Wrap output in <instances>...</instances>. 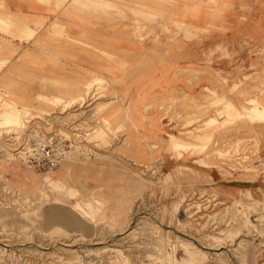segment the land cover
<instances>
[{"label": "rangeland", "instance_id": "rangeland-1", "mask_svg": "<svg viewBox=\"0 0 264 264\" xmlns=\"http://www.w3.org/2000/svg\"><path fill=\"white\" fill-rule=\"evenodd\" d=\"M57 1L67 14L88 2L100 8L99 0ZM150 3L147 10L132 8L131 17L122 14L138 25L132 40L156 57H196L203 66L191 76L204 74L206 87L218 94L172 91L144 104L156 108L154 118L164 117L159 137L176 133L190 141L176 149L194 162L169 169L164 160L176 154L162 150V140L151 151L156 137L146 139L129 110L136 99L114 88L124 76L40 81L45 59L26 61L19 45L0 48V116L21 109L19 124L0 125V264H264V119L246 113L264 109L248 101L264 93V0ZM3 12L11 11L0 0ZM177 18L190 24L174 25ZM28 20H0V38L29 41L49 27L55 35L66 31L57 19ZM42 35L40 44L53 37ZM59 35L53 38L63 40ZM36 46L50 61L48 49ZM32 86L44 96L24 97ZM61 92L72 96L57 98ZM210 117L216 121L204 139L189 137L188 130L200 133ZM97 127L101 134L87 136ZM138 132L152 142L150 154H133ZM48 136L68 147L56 168L39 170L17 156L28 142ZM235 184L241 189L233 193L222 186Z\"/></svg>", "mask_w": 264, "mask_h": 264}, {"label": "crops", "instance_id": "crops-1", "mask_svg": "<svg viewBox=\"0 0 264 264\" xmlns=\"http://www.w3.org/2000/svg\"><path fill=\"white\" fill-rule=\"evenodd\" d=\"M3 1L4 5L9 7L11 13L20 14L30 21L40 17L48 18L49 22L57 19L63 24L64 29H66V31L62 32L63 36L59 33L60 31L58 32V34H60L59 37H62L63 40L53 38L58 34H54L52 27H49L47 31L46 29L43 30L40 34H38L39 32H35V35L31 37L29 41H20L18 38L11 40L12 45H19L25 50L22 57L26 56V59L36 60V62H39V60H46L43 61V70H40L42 72L40 74L42 78L38 80H49L52 82L63 81L72 84L77 81L86 82L92 76H98L95 74L96 72L107 79L114 77V79H117L121 76L125 77L123 79V85L116 84L114 88L121 91V93H126L128 97L136 99L137 102L131 105L129 109L134 121L139 125V129L144 135H146V139L156 137V140L152 143L144 139L141 135L142 132H138V139L132 140V152L134 155H139L141 154L140 152L150 154L148 143H152L150 148L153 152L152 147L156 145L157 142H161L163 138L159 137V135L161 136L163 129L167 128L164 126L166 124L164 122V117L161 118L162 120L154 118L153 115L156 113V108L153 107L145 110V103H150L154 99H167L172 96V91L176 94L196 96L199 90L203 88L206 92L205 96L218 95L215 91L206 87L208 81L204 74H195L191 76L193 70H198L197 67L203 66L202 63H198L199 61L196 57L192 59H187L185 57L172 59L170 56L156 57L152 54L150 55V53L147 54L143 52L147 47L144 46L142 42L132 40L133 37L130 35L134 34L138 25L132 27V23L128 24V20H125V16L123 17L122 14L131 17L133 13L131 11L132 8L133 10L135 8L140 10L145 8V10H147V8L151 7L150 2L152 0H99L97 6L100 8H97L96 4L93 3V5L88 2L89 7L82 12L69 9L73 12L71 14L63 12L66 8L64 4L56 7L55 4L59 2L57 0ZM92 2H96V0H92ZM152 6L154 7V4ZM197 8L198 7L192 11V16L197 17L199 15L200 9L197 10ZM152 10L154 12L156 10L158 11V7L157 9L156 7L152 8ZM178 13L180 18L186 16L185 11H181V8L178 9ZM180 18L173 20V24L177 25L181 23L182 25L184 24V26L190 24ZM28 27L32 29L30 25ZM43 33H48L53 37L51 40L40 44L38 43L41 42L39 37ZM44 37L50 38L42 35V41ZM77 38L81 40V43L77 44L75 42ZM38 44L48 49L50 61H48L49 58L43 57L44 53L38 52V47L36 46ZM9 58L12 59L10 56ZM26 61H28V59ZM80 68L83 70L82 75H80L81 72L78 71ZM101 76H98L100 77L99 79L102 78ZM33 88L34 90L25 92L23 96L28 98H32V96H44V94L37 92V86H32L31 89ZM219 99L223 100V98ZM252 100H258L264 103V93L259 98L251 97L248 99V101ZM228 101L236 106L232 101ZM248 104L249 103H247V105ZM243 106L245 107L246 105H241L239 107L241 108ZM159 108L160 107H158V109ZM123 109V113L127 114L124 107ZM212 121L216 120L213 117L206 120V125L202 128L200 133H193L191 130H188L189 137L193 139L198 138L200 140L204 139L208 128L207 125ZM92 131L93 133L90 134V136H95V134L98 133L101 134L100 127L94 128ZM171 135L179 136L180 145L182 146L187 147L190 144L189 140H184L179 134L167 133V138L165 140L168 143L164 144L162 150L176 154V158L165 159L164 164L168 165L167 167L169 169H172L175 167L176 163L187 165L194 162V157L183 156L181 152L182 148L179 150L176 149L178 144H175L176 142L171 138ZM160 151L161 150L158 152ZM201 175L211 177V173H202ZM239 185L240 184L222 186L226 191L233 193L236 189H241Z\"/></svg>", "mask_w": 264, "mask_h": 264}, {"label": "built area", "instance_id": "built-area-1", "mask_svg": "<svg viewBox=\"0 0 264 264\" xmlns=\"http://www.w3.org/2000/svg\"><path fill=\"white\" fill-rule=\"evenodd\" d=\"M71 145L69 143L68 146ZM67 148L63 141L55 136H48L35 142H28L23 149L18 151L17 156L28 166L47 171L60 165L68 151Z\"/></svg>", "mask_w": 264, "mask_h": 264}, {"label": "bare ground", "instance_id": "bare-ground-1", "mask_svg": "<svg viewBox=\"0 0 264 264\" xmlns=\"http://www.w3.org/2000/svg\"><path fill=\"white\" fill-rule=\"evenodd\" d=\"M28 15V14H27ZM22 18H24V16L20 15V14H17V13H9V12H3L0 14V20L1 22L3 21H6V22H10V23H21L22 22ZM9 45H12L11 41H9L8 39H4V38H0V48L2 50H4L3 48H7V46ZM12 47V46H11ZM13 49V48H12ZM1 50V51H2ZM7 50V49H6ZM28 57V56H27ZM31 60V59H30ZM19 70L20 67H18ZM57 82H60V81H57ZM75 83V82H74ZM212 92V91H211ZM184 95V94H183ZM72 94L71 93H67V92H61L59 93L58 97L57 98H66V97H71ZM225 100V99H224ZM227 100V99H226ZM228 101V100H227ZM67 102V101H66ZM229 106H231L232 108H235L237 109L238 111L239 108H237L236 106H234L232 103H225ZM260 105V103H259ZM257 106V105H256ZM262 108V107H261ZM264 108V107H263ZM250 109V108H249ZM15 110V111H14ZM21 109L20 108H16L14 107L13 108V111L11 112L12 113V116H7V115H2L3 117L1 118L0 116V125H17L19 124V121L21 120ZM246 111V110H245ZM243 110V112H245ZM246 113H249L251 114L252 117H256V118H263L264 119V109H260L257 107H254V108H251L248 112ZM246 115V114H245ZM258 121H261L260 119ZM3 127V126H2ZM82 132V131H81ZM93 131H90L89 133H87V136L90 134H92ZM172 139L176 142L175 144H178L180 145V141H179V136H174V135H171ZM162 141H164L163 143H168L165 139H161ZM170 143V142H169ZM171 145V144H170ZM170 148V147H169ZM173 148V147H172Z\"/></svg>", "mask_w": 264, "mask_h": 264}]
</instances>
